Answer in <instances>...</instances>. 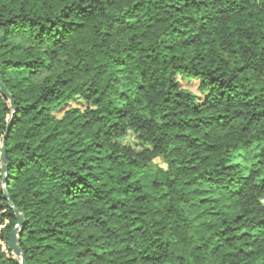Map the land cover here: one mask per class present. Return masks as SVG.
Instances as JSON below:
<instances>
[{
	"label": "clouds",
	"instance_id": "clouds-1",
	"mask_svg": "<svg viewBox=\"0 0 264 264\" xmlns=\"http://www.w3.org/2000/svg\"><path fill=\"white\" fill-rule=\"evenodd\" d=\"M0 264H264V0H0Z\"/></svg>",
	"mask_w": 264,
	"mask_h": 264
}]
</instances>
